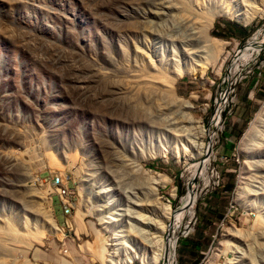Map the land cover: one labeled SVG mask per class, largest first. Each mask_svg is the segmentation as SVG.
Wrapping results in <instances>:
<instances>
[{"label": "rangeland", "instance_id": "rangeland-1", "mask_svg": "<svg viewBox=\"0 0 264 264\" xmlns=\"http://www.w3.org/2000/svg\"><path fill=\"white\" fill-rule=\"evenodd\" d=\"M263 42L264 0H0V264H124L191 189L172 264H264Z\"/></svg>", "mask_w": 264, "mask_h": 264}, {"label": "bare ground", "instance_id": "bare-ground-1", "mask_svg": "<svg viewBox=\"0 0 264 264\" xmlns=\"http://www.w3.org/2000/svg\"><path fill=\"white\" fill-rule=\"evenodd\" d=\"M219 10V9H218ZM225 15V13L223 12V10H219V11H212L211 14L208 16V18L205 20V27L201 32H196V23L194 21L193 22V26L191 25V21L189 23L187 22H181V26H183V28H187V37L188 39L190 40L188 42V46L193 45L194 41H199L200 38H202V40H204L205 44L214 48V50L219 49L220 47L221 48H225L227 44H221L220 41H218L217 39H215L213 36H212V27H213V23L216 21V19L218 17H221ZM249 16L243 14V13H238L235 15V18L240 21L241 23L243 24H247L249 23V19H247ZM195 18V17H194ZM196 19V18H195ZM194 20V19H192ZM199 33H201V35H199ZM259 39V38H258ZM193 41V42H192ZM191 42V43H190ZM254 42V41H253ZM264 44V42H263ZM262 45V44H261ZM260 45V46H261ZM193 47V46H191ZM221 53V52H220ZM257 53V52H256ZM222 55V53L220 54V56ZM223 56V55H222ZM228 57V56H227ZM251 60V57L250 56H247V57H244L242 59V63H246L248 61ZM217 61V60H216ZM224 62V61H222ZM218 63V62H217ZM225 63V62H224ZM241 63V64H242ZM222 64V63H221ZM221 67V65H220ZM237 68V67H235ZM238 69V68H237ZM220 70V69H219ZM187 73H191V71H187ZM237 73V72H236ZM235 75V73H234ZM233 75V76H234ZM179 76H173V79L171 81V84L173 85L178 79ZM180 101V100H179ZM181 102V101H180ZM180 102H175V104H181V122H183L185 124V126H194L196 125L197 123V119L195 120L194 118H192L191 116V112L190 110L193 108L192 105L190 103H180ZM223 103V101H222ZM222 106V105H220ZM224 106V105H223ZM264 116V108L263 110H261V112L257 115V117L255 118L254 122L251 124V127L249 128V131L248 133L245 135L246 138L251 135L252 132L255 131L256 129V125L257 123L261 120V118ZM180 118H178L179 120ZM200 120V119H199ZM219 120V118H217V121ZM199 122V121H198ZM176 124V123H175ZM188 124V125H187ZM217 124V123H216ZM178 125V124H177ZM198 126V125H196ZM184 127V126H183ZM195 127V126H194ZM201 128V127H200ZM185 129V128H184ZM183 129V130H184ZM186 130V129H185ZM191 130V129H190ZM194 131V130H193ZM187 132V131H186ZM183 133V131H182ZM190 133V132H189ZM193 133V132H192ZM202 133L205 134V132L202 130ZM195 136H196V133H194ZM191 135V134H190ZM194 136V137H195ZM198 136V135H197ZM245 138V140H246ZM195 140L197 139L196 137L194 138ZM191 141L189 140V142L191 143L190 146L191 148L194 149V151H196L195 155L194 156H197V157H203L205 156V154L207 153V149L206 147L203 146V144H200L198 145L197 144V141ZM203 143V142H202ZM189 144V143H188ZM190 149V148H189ZM190 151L187 149V152ZM192 151V150H191ZM184 152V150H183ZM191 153V152H189ZM192 154V153H191ZM184 155L188 156V154H186L184 152ZM190 156H193V155H190ZM193 156V157H194ZM192 157V158H193ZM196 157V158H197ZM189 158V157H188ZM190 160V159H189ZM207 162L208 160L206 161V164L207 165ZM188 163V162H187ZM194 166V165H193ZM199 167V166H197ZM196 167V169H198ZM203 168H205L203 166ZM195 171V169H193ZM204 170V169H203ZM206 170V169H205ZM192 172V171H191ZM200 172V171H199ZM202 172V171H201ZM194 173V172H193ZM200 175V174H199ZM208 175V174H207ZM193 176V174H192ZM196 176V175H195ZM205 176V175H204ZM203 177V175H202ZM206 177V176H205ZM208 178V176L206 177ZM209 179V178H208ZM166 180V179H164ZM205 180V179H203ZM168 181V180H166ZM170 181V180H169ZM162 182V181H161ZM194 182V177L190 180V186L193 184ZM167 183V182H166ZM208 185V183H207ZM161 186V185H160ZM205 186V185H204ZM160 187H158L159 189ZM164 188H165V185H164ZM155 189H157L155 187ZM153 189V192L157 191ZM155 190V191H154ZM175 191V190H174ZM193 189L190 190V193L187 195V197H185L184 199V202H183V206L182 208H180L179 210L177 211H174L170 206H167L165 204V207L163 208V212L161 213L163 218L166 219V221L168 222L167 225L162 222H159V221H155L153 219V217L151 218L150 214L146 215V220H147V224H146V239H145V246H140L139 249H134L132 248L133 250V255L131 257H127L125 260L126 261H122L124 264H133V261L135 259H138V260H141L143 264H157L159 263L160 261H162L163 259H165V264H172V260H173V252H174V247H175V244H176V241L175 240H172V239H169V235H170V230H174L178 227V224L179 222H181V219L185 216V213L187 212V210L190 209V206L195 204L196 202V195L195 193H193ZM154 194V193H153ZM159 194V193H158ZM176 197L175 195H173V198ZM159 198V197H158ZM160 199V198H159ZM163 200V199H162ZM161 199L158 200L159 202L162 201ZM169 201V200H168ZM156 202V201H155ZM151 203H154V202H151ZM149 204V209H148V213H153L155 214L157 212V208L155 206V203L154 205L153 204ZM161 204V203H160ZM148 205V204H146ZM159 206V205H158ZM193 207V206H192ZM160 208H162L160 206ZM159 213V212H158ZM111 215V214H110ZM159 215V214H158ZM157 216V215H156ZM161 216V217H162ZM160 217V216H159ZM161 221V220H160ZM170 223V224H169ZM126 233L127 234H130L131 233V229H125ZM151 230H153L155 233L151 232ZM174 232V231H173ZM156 233L158 235H156ZM167 239V240H166ZM151 251V253L149 254V252ZM123 259V258H122Z\"/></svg>", "mask_w": 264, "mask_h": 264}, {"label": "built area", "instance_id": "built-area-1", "mask_svg": "<svg viewBox=\"0 0 264 264\" xmlns=\"http://www.w3.org/2000/svg\"><path fill=\"white\" fill-rule=\"evenodd\" d=\"M52 185L59 186L60 198L62 199L63 203V211L65 216H69L72 214V207L69 203L68 199H64V196H67V188L64 186L63 181L60 178H56L53 180Z\"/></svg>", "mask_w": 264, "mask_h": 264}]
</instances>
